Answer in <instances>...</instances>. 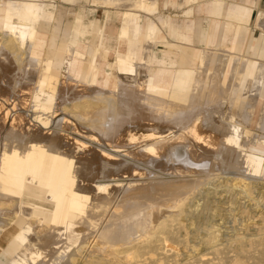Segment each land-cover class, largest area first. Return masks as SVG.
Here are the masks:
<instances>
[{"label":"bare ground","instance_id":"1","mask_svg":"<svg viewBox=\"0 0 264 264\" xmlns=\"http://www.w3.org/2000/svg\"><path fill=\"white\" fill-rule=\"evenodd\" d=\"M92 1L125 9L122 35L141 39L137 61L118 57L101 84L94 70L71 72L72 44L63 71L34 54L41 0L8 3L0 261L264 264V157L254 150L264 136L251 127L264 63L243 93L247 58L204 50L158 92L149 76L163 31L141 23L159 0Z\"/></svg>","mask_w":264,"mask_h":264},{"label":"crops","instance_id":"2","mask_svg":"<svg viewBox=\"0 0 264 264\" xmlns=\"http://www.w3.org/2000/svg\"><path fill=\"white\" fill-rule=\"evenodd\" d=\"M41 1L43 6L36 23L32 51L42 58L48 55V52L55 51V56L64 65L60 71L67 68L69 56L65 49L71 44L76 51L70 68L71 72L82 78L94 70L96 81L100 84L104 82L107 75H110L111 65L117 61L118 57L137 61L141 39L133 35L128 37L122 35L125 25V9L84 0L98 7L107 8V21L111 19V14L115 13L120 17L121 27L116 29L108 23L102 25L97 20L86 25L88 23H84L81 16H77L76 20L68 25L62 26V23L53 24L56 15L55 0ZM220 1L159 0L158 10L155 13L143 14L145 21L141 23V27L145 24L146 29L151 22L163 31V36L159 40L163 43L158 42L155 46V57L151 62L149 79L153 89L158 92L166 91L167 84L175 77L176 69L178 67L197 68L202 52L207 50L214 54L219 51L226 52L232 58L239 55L247 58V67L242 78L245 85L241 81L239 87L243 93L247 91L249 82L255 79L264 63V28L260 26L261 14H264V7L261 6L262 0ZM9 2L10 0H0V31L5 28ZM169 6L181 8L184 19L180 21L171 14L165 15L163 10ZM111 9H115L114 12ZM256 9L258 14L255 18V26L251 27L250 22L254 18ZM256 30L260 31L259 35H256ZM91 47L94 49L91 50ZM89 57L91 60L88 59ZM233 64L234 61L232 62L231 59L230 67ZM259 92L251 127L255 134L264 136V130L259 128L261 113L264 110V79ZM254 150L264 157V143H257ZM0 264L3 262L0 261Z\"/></svg>","mask_w":264,"mask_h":264},{"label":"rangeland","instance_id":"3","mask_svg":"<svg viewBox=\"0 0 264 264\" xmlns=\"http://www.w3.org/2000/svg\"><path fill=\"white\" fill-rule=\"evenodd\" d=\"M238 1V0H237ZM55 19L53 20V24L62 23V26H66L69 23L76 20L77 16H81L84 23H88L86 25H89L92 21H99L100 24L105 25L108 23L109 25L115 27L118 29L121 27V21L120 17L117 16L115 13H112L111 19L107 21V8L96 6L93 3L79 0L76 2L66 1V0H55ZM262 8L264 7V0L261 2ZM185 8V7H184ZM115 9H111V11L114 12ZM165 15L171 14L173 17L179 19L180 21L184 19V15L182 13L181 8L177 7H171L164 8L163 10ZM258 14L257 9L254 11V18L251 20V27L255 26V18ZM203 15V14H202ZM206 23V21H205ZM256 35H259L260 31L256 30ZM55 51L48 52V55L52 56L55 63V68L60 70L64 65L62 62H60L57 57L55 56ZM56 57V58H55ZM242 91V90H241ZM62 114L58 113V117H56L55 120H57L59 117H61Z\"/></svg>","mask_w":264,"mask_h":264}]
</instances>
